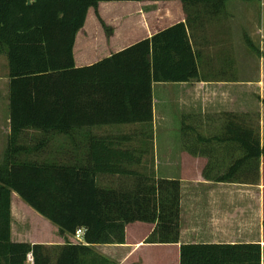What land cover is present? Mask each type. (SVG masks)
<instances>
[{"label": "trees", "instance_id": "16d2710c", "mask_svg": "<svg viewBox=\"0 0 264 264\" xmlns=\"http://www.w3.org/2000/svg\"><path fill=\"white\" fill-rule=\"evenodd\" d=\"M138 1L0 0V55L7 60L10 117L7 147L0 158V264H25L28 255L32 264H51L48 248L11 241V193L55 225L61 236L85 228V243L67 242L53 264H99L91 246L124 243L125 226L134 222L154 225L145 243H178L180 182L130 169L141 164L146 149L127 147L129 136L97 137L92 130L150 125L153 83L200 80L185 24L92 65H74L75 36L88 9L96 10L100 2ZM179 1L189 16L196 15L198 7L217 11L229 0ZM245 43L260 55L248 39ZM233 135L245 156L216 177L217 182L242 178L240 163L264 152L257 128L238 127ZM54 140L58 153L67 149L69 154L44 153ZM98 175L129 181L102 187ZM259 259V245L180 247V264H259Z\"/></svg>", "mask_w": 264, "mask_h": 264}, {"label": "crops", "instance_id": "0c3cea01", "mask_svg": "<svg viewBox=\"0 0 264 264\" xmlns=\"http://www.w3.org/2000/svg\"><path fill=\"white\" fill-rule=\"evenodd\" d=\"M255 1H260V5L254 14L249 5L252 1L242 0L226 1L217 11L212 7L208 10L198 7V13L190 12L189 16L179 0L100 2L96 10L88 9L84 25L75 36V67L97 63L183 23L197 54L200 77L193 83L152 84L151 135L155 136L157 121L166 115L170 120L168 129L178 136L162 150L153 148L152 163L157 179L178 180L181 184L178 243H145L154 225L134 222L125 226L124 243L91 246L100 257L99 264H108L107 261L111 264H180L183 245H259V264H264V152L256 160L240 163L242 178L232 182L215 181L245 156L233 135L238 127L257 128L260 147H264V58L245 43L248 39L259 52L263 50L264 0ZM109 9L111 12L121 10V18L111 16ZM8 96V68L3 61L0 68V158L10 134ZM97 128L99 131L110 126ZM142 165L143 159L130 169L139 170ZM108 177L117 179L119 176L98 175L97 183ZM32 214L41 224V231L45 226L52 228L51 236L41 238L33 234L40 229L34 228L29 233L18 225L22 212L13 211L10 197V239L14 243L48 248L53 264L58 249L67 242H74L70 235H59L58 228L38 213ZM25 264L32 262L27 260Z\"/></svg>", "mask_w": 264, "mask_h": 264}, {"label": "rangeland", "instance_id": "374dc122", "mask_svg": "<svg viewBox=\"0 0 264 264\" xmlns=\"http://www.w3.org/2000/svg\"><path fill=\"white\" fill-rule=\"evenodd\" d=\"M264 2V1H263ZM250 7L253 10V14L255 12V9L257 7V9H259V5H260V1H252L249 2ZM109 12H111V9H109ZM259 12L256 13V15L259 16L258 14ZM111 16H118L121 18V10H114L111 13ZM261 25L262 28L264 29V9L261 12ZM263 50L260 51L261 55L264 58V46L262 48ZM79 52L78 48H77V53ZM0 57L3 59H0V68L3 65V61H5L7 63L6 57L4 55H0ZM157 101H159L157 99ZM162 120L161 121H157V128L155 130V136L151 137L150 139V135H151V128L150 125H138V126H123V127H113L114 125L110 126V128H103V130H96L93 129L94 131V135L97 137H107V136H111V137H120V136H129L132 140L130 143H128L126 146L129 148H142V149H146V154H144L143 157V165L141 166V168H139L140 172L143 173H149L150 171H153V156H154V152H153V148L155 149H159L162 150L167 144H171L172 142H170L171 140H175V138H178V136H175V131H170L168 129V123H169V119L167 118L166 115H162ZM117 126V125H115ZM99 129V128H97ZM107 129V130H106ZM25 138L27 139V141L29 142V137H27V135H25ZM35 140H32L31 143L34 144ZM67 149H64L63 151H66ZM63 151L59 152V146L58 144L55 142V140L53 142H51L49 144V146H47L44 150V153H52L55 156H59L60 154L63 153ZM67 154H69V150L66 151ZM128 178H124V177H108L105 180H100V183H98L100 186L102 187H118L120 185H123L124 183L128 182ZM21 203H24L16 194L12 193L11 195V205L13 207V211L17 212H22V219H19V223L18 225L21 224V226H23L29 233H32L34 228H38L40 229V232L38 233H33L35 234V236L41 237V238H47L48 236H51L52 234V228L50 227H43V230L41 231V224L38 223V221H36V217L32 214V212H35L32 208L30 207H24ZM17 221V220H15ZM52 226V225H51ZM24 234V232L22 233ZM38 234V235H37ZM72 241H74L73 237L71 236Z\"/></svg>", "mask_w": 264, "mask_h": 264}, {"label": "built area", "instance_id": "2783aa9c", "mask_svg": "<svg viewBox=\"0 0 264 264\" xmlns=\"http://www.w3.org/2000/svg\"><path fill=\"white\" fill-rule=\"evenodd\" d=\"M85 232H86L85 228H83V227L77 228L74 231L73 235H72V237H73V239L75 241L74 243H82V244H84L85 243L84 242V234H85ZM27 260L30 261V262H32L31 255H28L27 256Z\"/></svg>", "mask_w": 264, "mask_h": 264}]
</instances>
